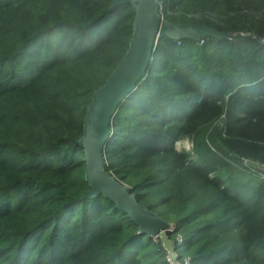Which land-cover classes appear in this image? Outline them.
<instances>
[{
  "label": "trees",
  "instance_id": "obj_1",
  "mask_svg": "<svg viewBox=\"0 0 264 264\" xmlns=\"http://www.w3.org/2000/svg\"><path fill=\"white\" fill-rule=\"evenodd\" d=\"M157 1L166 20L236 35L158 36L112 118L106 169L174 224L181 263L264 264V179L231 163L264 166V0ZM112 3L0 0V264H169L114 202L84 197L77 141L135 17ZM186 138L192 151H177Z\"/></svg>",
  "mask_w": 264,
  "mask_h": 264
},
{
  "label": "water",
  "instance_id": "obj_2",
  "mask_svg": "<svg viewBox=\"0 0 264 264\" xmlns=\"http://www.w3.org/2000/svg\"><path fill=\"white\" fill-rule=\"evenodd\" d=\"M129 4L135 17L129 48L104 85L96 89L87 106L83 133L77 144L85 152V179L90 190L86 198L103 195L115 203L116 208L125 212L138 226V233L159 239L168 250L170 264H179L175 245L171 246L170 234L175 226L151 211L147 205L138 202L130 188L106 169L105 146L111 134L110 124L118 106L131 94L139 80L147 74L152 62L154 40L164 35L173 40L205 37H228L229 33H219L208 26L174 24L159 14L160 4L155 0H113L110 10ZM192 26V32L185 29Z\"/></svg>",
  "mask_w": 264,
  "mask_h": 264
},
{
  "label": "rangeland",
  "instance_id": "obj_3",
  "mask_svg": "<svg viewBox=\"0 0 264 264\" xmlns=\"http://www.w3.org/2000/svg\"><path fill=\"white\" fill-rule=\"evenodd\" d=\"M156 2H158L157 0H155ZM159 3V2H158ZM160 4V3H159ZM133 8V7H132ZM134 10V9H133ZM161 10V9H160ZM159 10V14L160 16L163 18V14L161 13V11ZM166 20V19H165ZM169 21V20H167ZM171 22V21H169ZM174 23V22H172ZM176 24V23H174ZM219 33H227V32H219ZM245 35V34H243ZM158 39V38H157ZM201 39V38H200ZM200 39L199 40H195V39H191V41H194V42H200ZM218 39V38H217ZM219 39H228V37H220ZM156 42L157 40H154V48H155V45H156ZM261 42L264 43V38L261 39ZM201 44V43H200ZM154 48H153V51H154ZM153 54V52H152ZM111 127V126H110ZM109 127V128H110ZM111 129V128H110ZM111 135V134H110ZM180 142V143H179ZM175 149L177 151H185V152H191L192 151V148H193V145H192V142L189 140V139H182V140H179L175 143L174 145ZM84 153V158H85V152L83 151ZM231 163L233 164V166L235 167V170H236V173H235V178L238 179V180H241V181H251V182H258L260 180H263L264 179V168L261 164H259L258 162L255 163L254 161V164H245L243 161L241 162V160L237 159V158H232L231 159ZM247 166V167H246ZM115 177V176H114ZM116 178V177H115ZM117 179V178H116ZM122 182V184L128 188H130L127 184H125L122 180H120ZM157 214V213H156ZM168 222V221H167ZM176 240L177 241H181V236L179 234H177L176 236ZM170 242H171V246L175 245V239L174 237H171L170 236ZM162 243V242H161ZM166 250V249H165ZM166 259L167 261L169 262L170 264V257H169V254H168V250H166ZM178 262L179 264H187L188 260L184 261L183 263H181V261H179L178 259Z\"/></svg>",
  "mask_w": 264,
  "mask_h": 264
},
{
  "label": "built area",
  "instance_id": "obj_4",
  "mask_svg": "<svg viewBox=\"0 0 264 264\" xmlns=\"http://www.w3.org/2000/svg\"><path fill=\"white\" fill-rule=\"evenodd\" d=\"M160 9H161V5H160ZM161 11V10H160ZM233 37H235V35H229L228 36V39H231V38H233ZM203 41H204V38H201L200 39V43L202 44L203 43ZM239 160H241V162L243 161L245 164H254V161L253 160H250V159H247V158H243V157H240V158H238ZM255 163H257L256 161H255ZM260 164V163H259ZM262 165V164H261ZM263 166V165H262ZM247 167V166H246ZM263 168H264V166H263Z\"/></svg>",
  "mask_w": 264,
  "mask_h": 264
},
{
  "label": "bare ground",
  "instance_id": "obj_5",
  "mask_svg": "<svg viewBox=\"0 0 264 264\" xmlns=\"http://www.w3.org/2000/svg\"><path fill=\"white\" fill-rule=\"evenodd\" d=\"M195 30V28L194 27H192V26H189V27H187V29H185V31H187V32H192V31H194ZM180 143V142H179Z\"/></svg>",
  "mask_w": 264,
  "mask_h": 264
}]
</instances>
